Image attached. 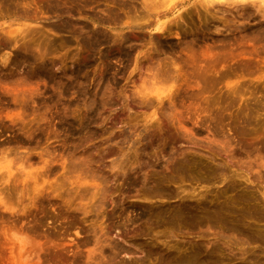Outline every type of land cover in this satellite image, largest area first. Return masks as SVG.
<instances>
[{
  "label": "rangeland",
  "instance_id": "1",
  "mask_svg": "<svg viewBox=\"0 0 264 264\" xmlns=\"http://www.w3.org/2000/svg\"><path fill=\"white\" fill-rule=\"evenodd\" d=\"M140 1L0 0V25L6 30L16 23L25 30L17 41L0 32V166H11L14 174L10 179L0 175L5 259L13 244L9 234L16 232L28 239V249L40 248L42 263L47 259L57 264L75 255L77 264H86L93 245L83 240L99 219L96 211L171 207L180 197L209 194L229 183L257 196L264 191L255 166L249 172L247 158L223 151L213 135L217 123L219 135L231 139L235 148L239 141L264 143V3H229L215 6L223 10L215 12L214 7H202L204 0H190L179 8L182 18H177L187 29L180 24L178 30L157 34L151 26L141 33L122 27V14L115 21H99L102 13L118 12L115 5L123 4L133 14ZM180 1H165L157 10L166 11ZM214 25L221 27L215 28L218 33ZM99 31L111 37L123 33L127 41L104 42L90 50L82 45L85 37ZM205 50L222 58L213 62ZM213 64L215 82L205 84L202 67ZM150 67L177 70L161 104L143 90L144 77L153 74ZM153 112L155 117L149 119ZM202 120L209 124L200 128ZM181 153L195 162L172 170L171 160ZM20 166L33 178L22 179L16 170ZM205 167L214 173L210 182L201 183ZM156 182L172 194L139 193L154 191ZM97 188L102 195L91 198ZM74 229L80 235L75 236ZM156 232L154 228L144 237L174 240L167 234L156 238ZM194 232L185 234L186 239L195 240L199 230ZM103 250L106 255V244ZM139 253L137 249L133 254Z\"/></svg>",
  "mask_w": 264,
  "mask_h": 264
},
{
  "label": "bare ground",
  "instance_id": "2",
  "mask_svg": "<svg viewBox=\"0 0 264 264\" xmlns=\"http://www.w3.org/2000/svg\"><path fill=\"white\" fill-rule=\"evenodd\" d=\"M165 1L170 2L171 0H141L140 7L138 10H135L133 14H130L129 9L124 10L123 4H121L122 7L115 5L118 12L114 11L112 14H108L107 12L102 13L103 17H100L99 21H115L120 18L119 14H122L126 19L122 22V27L134 29L138 33L143 32L144 28H149L150 26L152 27V33L155 34L158 32L164 33L166 30L172 29L173 27L178 30L181 23H178L177 18H182L181 13H179V8H183L184 4L189 3L190 0H182L178 2L176 6L173 4L172 7L168 8L166 11H158L157 7L164 4ZM246 1L247 0H204L202 7H205V9L209 8V10L214 7L213 10L217 12L222 9L221 7L216 8L215 6L224 5L222 6L224 8L226 6L225 4L229 5L230 3L229 6L236 5L235 7H239L240 4ZM260 2L264 3V0H260ZM109 7H114V5L110 4ZM209 10L207 9V11ZM198 13L200 14V12ZM204 17L202 18L207 20V17ZM211 17L213 19L215 18V16ZM202 18H200V20L204 23L205 21ZM219 20L221 19H215L216 22ZM181 21L183 22L184 20ZM92 22L98 25L95 21ZM206 22L205 26H209L210 24ZM184 23L185 22L182 24ZM213 23H211V25H213ZM14 25L15 27H13ZM14 25H9L6 30L0 25V32L4 35L11 36L17 41L23 37L25 30L21 29L20 24L16 25L15 23ZM216 25L212 27L214 29L220 27ZM182 26L186 27L187 25ZM185 27L183 28L185 29ZM195 28H193V30ZM189 29L191 28L189 27ZM218 29H215L214 32L218 33ZM202 30L204 29L202 28ZM195 31L196 30L193 32ZM205 31L209 33V28L208 30H204V32ZM200 32L201 31H197V33ZM189 33L186 31L185 35ZM179 34V32H175V36ZM210 35L211 34L208 36ZM150 36L151 39H154L152 35ZM194 36L192 35V40L198 41V37ZM206 38H208L207 35ZM210 39V41L213 40L212 38ZM220 40L221 39H219V41ZM109 41H117L118 44H122V42L127 41V36L118 32L117 36L111 37L105 32L99 31L85 37L82 40V45L90 50ZM214 41L215 40H213V42ZM207 50L202 53L208 56L213 62H217L222 58V56H218L219 53L213 55L211 53H215V51L211 52L210 50V53ZM106 55L107 54H104V56ZM190 55H192L193 59H196L195 52L193 54L190 53ZM216 55L218 57H216ZM85 63L86 61H84L82 65H77L76 70L72 72L73 76L79 73L81 66ZM150 69L151 67L149 70ZM202 69L201 74L202 80L205 81L204 83L213 84L215 82L213 72L215 71L214 64L203 66ZM151 70L153 74L146 76L147 78L144 77L143 90L146 91L145 96L151 94L156 98V102L161 104L163 99L170 94L171 88L173 87L172 81L176 79L177 70H165L162 72L155 67ZM151 70L149 72H151ZM150 103L152 104L153 102ZM155 115V112H153V114L149 116V119L155 117ZM206 123H208V121L202 120L200 128ZM216 124L217 123H215L213 129V135L217 138H214L215 141L221 144L219 147L225 152L229 151L231 154H235V156L246 157L248 171H252L255 166L256 171L254 169V172H256L258 178L264 181V143L255 145L239 141V147L235 148V144L232 143L231 139H223V137L219 135V131L216 130ZM235 131H237V129ZM179 156L180 157H175L171 160L172 170H182L185 165H190L195 162V160L191 161L183 153L179 154ZM251 157L252 159H250ZM231 164L230 161V165ZM1 169L4 170V174L0 173V175H4L2 179L5 177L7 179L14 177V174H12L13 168L11 166H0V170ZM16 170L19 176L24 180L33 178V174L24 166H20ZM205 173L207 176H205L204 180L200 181L201 183L210 182L214 170L211 167H205ZM245 179L250 181L249 177H245ZM158 181L162 183L160 180ZM160 183H155L156 189L154 191L149 190L147 192L145 189H141L139 193L146 197L151 196L153 193L159 195L172 194V192H167ZM35 184L34 182V185ZM129 184L132 187L137 185L135 181H129ZM91 187L92 189H96L94 185ZM97 191L98 192H92L91 198L97 194L99 196L102 195L100 194L102 193L101 188H97ZM0 203H2L1 198ZM94 205L97 206L96 204ZM99 205H102L101 201L98 206ZM84 213H86V211H84ZM96 217V219L99 218L98 221L91 225L87 231V238L83 240L84 244L92 243L93 245L86 254V264H264V191L260 192V196H257L253 191L237 190L234 184L229 183L224 188L209 194L197 192L192 193L189 197H180L179 203L171 207L162 205L155 208L144 206L142 210L136 213L125 210L119 212L105 210L103 213L96 211ZM154 228L157 229L156 234H154L156 238L157 236L161 237L167 234L169 237L174 238V240L169 242L156 240L149 236L144 237L150 235ZM201 228H205L206 231ZM194 230H199L196 239H186L185 234H193L195 233ZM113 231H115V233ZM74 235L78 236L80 232L74 229ZM19 236L16 232L9 234V240H11V243L14 245L12 244V247L9 248L10 257L7 259L3 257L5 237H2L4 242L0 239V264H39L41 261L38 249L40 250V248L38 247L37 250L28 249L26 245L28 239ZM104 244L108 247V253L106 255H103ZM137 249L140 253L136 255L133 254L134 250L136 251ZM117 255H121L122 258L117 259ZM58 262L57 264H77L78 260L75 255H73L67 256ZM41 264L50 263L46 259L43 263L41 262Z\"/></svg>",
  "mask_w": 264,
  "mask_h": 264
}]
</instances>
